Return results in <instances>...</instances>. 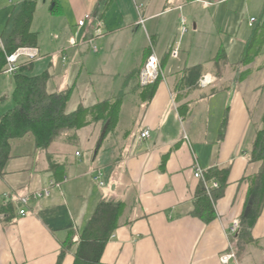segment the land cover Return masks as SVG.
<instances>
[{"label": "crops", "instance_id": "1", "mask_svg": "<svg viewBox=\"0 0 264 264\" xmlns=\"http://www.w3.org/2000/svg\"><path fill=\"white\" fill-rule=\"evenodd\" d=\"M23 1L0 0L11 5H0V48L1 35ZM53 1H38L31 26L39 35L42 57L50 58L51 70L43 72L50 75L48 92L73 88L70 104L81 81L93 85L92 78L102 76L109 79L108 96L88 97L83 107L114 100L123 89L127 96L114 130L92 122L66 132L48 150L37 148L33 134L11 140L0 198L38 191L51 182L61 185L49 198L31 202L25 217L13 205V214L0 220V264H57L71 233L77 245L75 239L103 199L126 207L101 264H221L229 228L245 207V178L259 168L249 162L257 132L264 130V0H145L142 5L113 0L105 12L100 0H57L56 14L51 12ZM137 6L142 7L144 27L138 25ZM186 11L194 31L181 39L179 54L172 58L169 50L179 40L176 21ZM88 14L92 20L82 28L79 45L71 48L78 21ZM101 24L105 35L95 38V51L88 41ZM250 43L257 54L245 65ZM151 44L163 62L164 77L153 99L145 102L139 91L125 89V80L144 67ZM124 52L128 61L117 72ZM35 63L32 75L43 74H33ZM198 65L211 83L183 87L187 70ZM15 87L14 78L0 74V118L15 107ZM69 104L70 114L76 110L68 111ZM144 130H150L149 139H141ZM75 145H82L85 154ZM197 156L203 171L230 168L229 185L215 204L217 218L209 223L191 215L200 183L194 177ZM96 169H103L104 186L91 176ZM253 238L259 244L247 247L242 264H262L255 255L264 253V209ZM74 250L61 264L74 263Z\"/></svg>", "mask_w": 264, "mask_h": 264}, {"label": "trees", "instance_id": "2", "mask_svg": "<svg viewBox=\"0 0 264 264\" xmlns=\"http://www.w3.org/2000/svg\"><path fill=\"white\" fill-rule=\"evenodd\" d=\"M38 1L24 0L11 15L7 29L1 35L3 47L0 48V74L6 65L8 55L13 54L19 48H38L39 35L31 31ZM100 1L104 12L113 2V0ZM185 1L193 2L196 0ZM58 6L57 0H54L51 6L53 14L58 13ZM255 39L256 34L251 41L253 42ZM149 50L147 59L152 53V50ZM168 54L170 56V50ZM256 54L252 43H250L243 56V64H251ZM33 66L34 63L23 65L20 72L14 77L16 87L12 99L15 102V107L0 118V178L4 176L6 165L11 158V140L33 134L37 148L48 150L66 132H76L92 122H104L110 131L114 130L118 125L121 108L127 96L126 90L123 89L114 100H106L90 108L81 106L75 112L69 114L66 110L73 88L50 94L47 90L50 79L49 73L32 75ZM142 68L127 76L125 89L132 87L136 93L139 91L140 99L146 102L153 99L162 78H159L152 85L141 88L139 75ZM202 74V65L189 68L183 79V87L192 90L199 86L201 79L204 77ZM180 110L181 114L184 115L182 107ZM225 124L226 122L223 128ZM165 162L166 158L163 159L162 166L165 165ZM249 164H258L259 168L257 174L245 178L249 181V191L244 210L239 219L240 231L234 239L239 262L247 247L259 244V241L253 238V229L264 209V130L257 132L251 149ZM229 173L230 168L220 167L204 171V181L200 180L195 194L191 212L193 217L207 223L217 218L215 204L223 197L229 185ZM213 182L218 183L219 186L218 188H211L209 193L206 185ZM125 207L124 202H115L108 199L100 201L86 228L80 234L77 245L72 243L75 233H71L59 255L57 264L62 263L67 253L74 246L73 264H101V259L109 241L120 227V220ZM4 211L13 214V205H10Z\"/></svg>", "mask_w": 264, "mask_h": 264}, {"label": "built area", "instance_id": "3", "mask_svg": "<svg viewBox=\"0 0 264 264\" xmlns=\"http://www.w3.org/2000/svg\"><path fill=\"white\" fill-rule=\"evenodd\" d=\"M5 1H11V0H5ZM137 12L140 15V20L138 22V25H141L144 27L145 19L142 16V7L137 6L136 7ZM92 20L91 15H85L83 19L78 21L77 29L75 32V35L71 39L70 47L74 48L79 45L78 38L80 36L82 28L85 26V24L88 21ZM256 22V19L253 18L250 20V26H253ZM181 32L179 35V40L173 44L170 48V56L172 58H176L180 51V41L181 39L188 33L189 28L187 26L186 20H181ZM103 25L101 24L100 29L97 30L96 35L94 38H91L88 43H90L92 46L94 44L95 38L103 37L105 34L103 32ZM94 50L97 51V47L93 46ZM150 49L152 50L151 55L148 57L144 67L141 69L140 75H139V85L141 88L147 87L149 85L154 84L157 82L159 78L164 77V72L161 68V62L159 57L154 52L153 44H151ZM43 57L41 56L39 48H30V47H24L17 49L13 54L7 56L6 65L1 72L2 75L15 77L19 72L23 65L35 63L37 61H40ZM66 60V58L64 59ZM211 83V80L209 78L203 77L200 81L201 86H207ZM151 137L150 130H144L141 133V139H149ZM188 140V137H185ZM77 155H79L77 153ZM194 165V177L197 180L204 181V171L198 164L199 157L197 156ZM92 178L95 180L100 186H104V172L103 169H96L92 173ZM67 181V179H66ZM61 184L57 182H51L50 185L47 188L30 192L21 196L13 197L12 195L6 193L0 198V220L3 221L6 219L7 213L4 211L6 208H8L10 205H16L19 207L18 214L21 217H25L27 215V208L33 201H39L41 199L49 198L52 195V191L54 188L59 187ZM207 190L210 191L211 188H218V183L213 182L211 184H207ZM210 193V192H209ZM240 231V222L239 220H234L232 222L231 227L229 228V232L227 233V249L224 253H222L220 260L221 264H240L237 254V248L236 244L234 242L235 237L239 234ZM79 239L76 238L75 241H78Z\"/></svg>", "mask_w": 264, "mask_h": 264}, {"label": "rangeland", "instance_id": "4", "mask_svg": "<svg viewBox=\"0 0 264 264\" xmlns=\"http://www.w3.org/2000/svg\"><path fill=\"white\" fill-rule=\"evenodd\" d=\"M17 0H15L16 2ZM142 1H145V0H136V4L138 5H142ZM147 2L149 0H146ZM134 2V0H133ZM203 4V3H202ZM204 4H208L207 2L204 3ZM204 4H203V7H204ZM0 5H5L6 7H10L11 5L8 4V3H1ZM205 8V7H204ZM209 8V7H208ZM120 9L117 8V20H121L122 19V13H120ZM121 16V17H119ZM182 19H185L187 21H189V25L191 28H189V25H188V28H189V34L193 33V21L191 19V16L189 14V12H185V15H182L180 17V20L179 21H176V31L177 33H175V35L178 34V36L180 35V32H181V29H182V26H181V20ZM119 24V23H117ZM148 25V24H147ZM147 25H146V28H147ZM178 29V30H177ZM47 38H48V35H47ZM50 41V40H49ZM43 54H41L42 56ZM128 58H129V55H126L125 52L124 54L121 56V59L119 61V64L117 66V72H121L122 68L125 66V64L127 63L128 61ZM45 59L43 63H35L36 66H35V71L33 74H41L47 70H51L50 68V65H49V60L47 59H50L48 57H45L43 58ZM47 61V63L45 62ZM8 78H14V77H10V76H6ZM92 81L94 82V86L91 84V83H85V82H82L81 81V84L79 85V90L75 93V95L73 96V99L71 101V103L69 104V107H68V111H74V110H77L80 106H85L86 102H88V97L90 100L93 99V95L94 97H96V95L98 96V98H105V96H108L107 95V85H109V79L103 77H99V76H95L94 78H92ZM119 93V92H118ZM117 93V94H118ZM120 94V93H119ZM138 111H140V109H138ZM137 111V112H138ZM75 147H79L81 149V151L83 152V154H85L84 152V147L82 145H75ZM87 158V157H86ZM256 259H261L262 260V264H264V253L263 252H257L256 255H255ZM240 264H242L241 262V258H240Z\"/></svg>", "mask_w": 264, "mask_h": 264}]
</instances>
